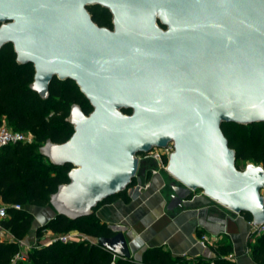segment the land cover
<instances>
[{"label":"water","instance_id":"95a60500","mask_svg":"<svg viewBox=\"0 0 264 264\" xmlns=\"http://www.w3.org/2000/svg\"><path fill=\"white\" fill-rule=\"evenodd\" d=\"M93 6L109 11L112 30L93 23ZM7 44L32 65L41 98L54 77L70 79L92 107L85 115L72 105L70 138L39 148L50 164L71 166L50 196L56 215H90L130 185L139 154L172 143L164 171L178 186L168 210L201 191L264 222V169H236L221 130L264 123V0H0V49ZM111 230L97 244L130 258Z\"/></svg>","mask_w":264,"mask_h":264},{"label":"trees","instance_id":"16d2710c","mask_svg":"<svg viewBox=\"0 0 264 264\" xmlns=\"http://www.w3.org/2000/svg\"><path fill=\"white\" fill-rule=\"evenodd\" d=\"M88 11L95 20L111 17L108 10L99 6L89 7ZM33 76L31 64L17 63L12 45L7 44L0 49V126L6 123L13 131L30 134L33 138L30 144L16 142L0 148V202L7 208V217L0 221V226L17 241L24 238L32 223V216L23 208L27 205L48 206L57 187L69 182L67 173L71 166L50 164L39 153V148L47 141L62 144L70 138L73 126L68 122V116L72 105H78L85 115L92 110L74 81H61L54 77L49 83V95L43 99L30 88ZM122 112L130 113L129 110ZM221 130L229 148L235 152L236 169L242 170L248 163L264 169V123H222ZM126 189L102 200L96 208L114 198L128 202ZM15 205L21 209H15ZM94 212L95 208L90 215L75 220L55 214L36 231L39 238L44 231L58 236L75 230L93 239V243H37L29 249L25 261L14 259V264H238L228 258L232 247L227 243L211 245L209 249L214 255L211 259L174 256L162 247L146 249L140 262L115 257L97 244L98 238L112 237L114 232L101 223ZM243 216L251 222L249 214L244 213ZM18 251L17 243L1 242L0 264H10ZM249 255L255 264H264V234L254 237V243L249 245Z\"/></svg>","mask_w":264,"mask_h":264},{"label":"crops","instance_id":"0c3cea01","mask_svg":"<svg viewBox=\"0 0 264 264\" xmlns=\"http://www.w3.org/2000/svg\"><path fill=\"white\" fill-rule=\"evenodd\" d=\"M133 180L126 189L128 202L114 198L100 204L94 212L96 218L109 229L122 232L131 259L140 262L143 252L152 247H162L174 256L187 259H211L214 255L210 246L227 243L232 247L229 259L238 264H255L249 255V245L254 243L255 235L252 234L250 221L243 214L233 213L204 196L201 191L193 192L182 201L180 207L168 210L172 187L178 186V183L148 158L139 161V170ZM23 209L32 216L27 234L17 241L0 226V243H17V254L22 255V261H25L29 249L37 243L45 245L55 237L50 231H44L39 238L36 237L37 229L53 218L55 211L50 205H27ZM69 233L72 242H94L75 230ZM201 235H206L212 243L202 245ZM15 256L10 264H14Z\"/></svg>","mask_w":264,"mask_h":264},{"label":"built area","instance_id":"2783aa9c","mask_svg":"<svg viewBox=\"0 0 264 264\" xmlns=\"http://www.w3.org/2000/svg\"><path fill=\"white\" fill-rule=\"evenodd\" d=\"M33 138L30 134L27 133H23V132H19V131H13L12 129H9L7 127H5L4 125L0 126V148L8 145V144H12V143H16V142H21L23 144H30L32 142ZM173 151V145L172 143H168L164 148H154L152 150H150L148 152V154H141V155H145L144 158H148L151 159L153 161H155L160 168H162L163 170H165V166H166V162H167V158L170 155V153ZM138 161H140L141 159L139 158V155L137 156ZM263 199H264V190L261 192ZM15 209H21V206L19 205H15L14 206ZM6 206L3 204H0V221L2 219H5L7 217V210H6ZM251 224V229H252V234L257 236L260 234H264V222L261 225H253L252 222H250ZM73 241V238L71 236V234L65 233V234H61L58 236H55L53 238H51L45 245L47 244H51V243H55V242H60V243H71ZM200 242L202 245H206L208 243H212L209 241V239L207 238L206 235H201L200 236ZM23 259V256L20 254H17L15 256V260Z\"/></svg>","mask_w":264,"mask_h":264},{"label":"flooded vegetation","instance_id":"af4514ba","mask_svg":"<svg viewBox=\"0 0 264 264\" xmlns=\"http://www.w3.org/2000/svg\"><path fill=\"white\" fill-rule=\"evenodd\" d=\"M90 16L91 13L89 12ZM111 15V14H110ZM91 20L93 21L94 24H96L98 27H102V28H106L108 30H112V16L110 17V19L106 20V19H100V20H95L92 16H91ZM165 29V28H163Z\"/></svg>","mask_w":264,"mask_h":264},{"label":"rangeland","instance_id":"374dc122","mask_svg":"<svg viewBox=\"0 0 264 264\" xmlns=\"http://www.w3.org/2000/svg\"><path fill=\"white\" fill-rule=\"evenodd\" d=\"M2 125H4L5 127L11 129L6 123H3ZM147 154H148V153H147ZM144 156H145V155H141V154H139V158H140V159L144 158Z\"/></svg>","mask_w":264,"mask_h":264}]
</instances>
